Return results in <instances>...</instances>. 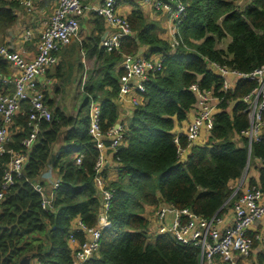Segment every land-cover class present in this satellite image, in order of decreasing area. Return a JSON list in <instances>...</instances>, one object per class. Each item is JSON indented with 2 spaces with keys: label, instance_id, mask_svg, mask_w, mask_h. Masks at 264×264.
<instances>
[{
  "label": "trees",
  "instance_id": "1",
  "mask_svg": "<svg viewBox=\"0 0 264 264\" xmlns=\"http://www.w3.org/2000/svg\"><path fill=\"white\" fill-rule=\"evenodd\" d=\"M164 1L173 7L176 3L184 6L182 15L175 18L174 47L159 35L161 22L145 15L132 0L126 15L132 34L122 36L118 47L100 45L104 19L91 11V32L57 51L59 62L52 73L50 69L45 73L47 79L80 77L84 69L81 54L92 59L81 86L85 98L71 115L54 106V99L45 91L48 85L44 87L51 117L41 122L21 174L14 177L0 201V264H21L23 259L29 264H70L68 235L79 243L84 240L75 221L96 225L103 202L95 183L99 151L88 132L84 105L90 101L99 104L102 133L118 122L119 76L123 72L119 64L124 55L139 54L141 46L147 47L146 58L159 54L161 67L149 73L144 90L139 91L141 100L132 105L121 143L113 153V171L101 172L104 187L112 192L106 211L110 225L102 229L99 246L85 264H199L198 247L180 243L168 233L149 237L143 211L145 206L167 202L210 217L232 205L234 196L230 195L235 188L230 182L243 175L249 160L264 158V127L259 139L250 143L242 134L249 126L243 96L255 86L254 81L239 78L232 89L223 91V79L207 65L212 60L247 73L264 64V0L243 5H237L238 0ZM19 7L16 0H0V36L17 22ZM227 36L225 46L218 47ZM0 71L10 72L3 60ZM192 84L211 89L220 101L204 143L192 145L183 159L179 148L187 146V139L175 127L196 102ZM27 111L24 103L23 113L15 116L10 127L8 146L13 149L22 148L20 142L28 133ZM261 116L264 120V110ZM109 143L107 139L105 144ZM7 159L8 154L0 157V186ZM258 166L257 180L249 179L248 184L258 185L264 193V166ZM47 170L58 178L54 188L43 177ZM35 184L51 194V207H42L43 195ZM257 242L254 239L253 245ZM255 256L256 264H264L261 252Z\"/></svg>",
  "mask_w": 264,
  "mask_h": 264
},
{
  "label": "built area",
  "instance_id": "2",
  "mask_svg": "<svg viewBox=\"0 0 264 264\" xmlns=\"http://www.w3.org/2000/svg\"><path fill=\"white\" fill-rule=\"evenodd\" d=\"M26 12H32L37 2L44 0H16ZM119 0H98L93 6L86 5L83 0H52L53 10L39 31L36 54L32 58H26L8 44L0 43V60L8 65L10 72L0 71V157L8 154V159L3 165L0 201L4 191L12 185L15 176L21 174L27 160L28 151L36 141L42 121L51 117V110L45 100L44 87L49 84L45 81V73L59 62L57 51L60 47L70 43L78 37L81 18L93 11L110 26V33L105 34L100 45L105 49L119 46L120 38L132 34V29L126 15L118 11ZM142 6L147 5L153 10H160L171 22L172 37L169 40L171 47L177 44L175 18L182 15L184 6L176 3L173 7L164 0H136ZM19 38L23 41L33 36L31 27L19 30ZM159 54L146 58L141 55L126 54L120 64L123 72L119 76L120 87L118 91V103L124 98H129L131 105H136L141 100L139 91L144 90L143 82L150 72L160 70ZM208 68L211 72L221 76V89H232L239 78L254 81L255 86L243 96L245 111L248 116L249 126L242 131L249 143L259 139L263 133L264 120V64L250 72L241 73L226 66L219 65L209 60ZM190 89L196 96V102L192 107L193 116L184 127L183 134L187 139V146L179 148L180 157L189 151L195 141L207 136L213 126L214 115L218 110L220 97L213 94L211 89H201L197 84H192ZM28 105L26 113V126L28 133L21 140V149H13L8 146L12 137L10 127L14 118L23 113V104ZM88 132L95 142L99 156L95 164V183L101 191L102 209L95 226H85L76 220L74 227L84 236L82 242L72 235H68L71 246L72 262L70 264H85L94 251L97 250L102 229L109 227L110 222L106 216L112 192L104 187L101 175L104 162V149L110 148L113 153L122 140L123 123L116 122L106 133H102L99 127L100 106L95 101L88 105ZM180 132V131H179ZM109 140V145L105 144ZM176 139V137H175ZM250 150V149H249ZM258 165L264 166V158H252ZM76 162H80L77 155ZM250 161L246 165V170ZM43 177L50 180L51 188L58 184V178L47 170ZM36 189L43 195L42 207H51V194L43 192V187L35 184ZM240 191V193H238ZM238 195L235 197V194ZM46 194V195H45ZM230 208L216 212L210 217L196 214L189 208H178L167 202H160L153 209L148 220V236L168 233L176 241L190 244L199 248V264H242L238 258L246 259L252 252H261L264 255V233H255L253 225L264 218V193L258 185H249L242 190L237 186L232 192L233 197ZM256 239L257 245H253ZM250 264V263H249Z\"/></svg>",
  "mask_w": 264,
  "mask_h": 264
},
{
  "label": "crops",
  "instance_id": "3",
  "mask_svg": "<svg viewBox=\"0 0 264 264\" xmlns=\"http://www.w3.org/2000/svg\"><path fill=\"white\" fill-rule=\"evenodd\" d=\"M97 1L98 0H83V2L88 6L95 5L97 3ZM131 1L132 0H119L118 5H117L118 11L124 15H127L133 7L131 4ZM134 1H136V0H134ZM44 3H46V2H40L37 9L40 7V5H42ZM50 4L52 5V10H53V4L52 3H50ZM140 6L142 7V10L145 13V15H147L148 17H150L152 19H157L161 22L162 29H163L165 35H163V34H159V35L169 41L172 37V33H171V36L167 38V34H166L167 20H164L167 17L160 15L157 10L154 11L151 9V13H150V9L147 5H144V6L140 5ZM20 9H21V6L16 11V14L18 15L17 21H20L19 17L21 19L25 20V14L20 12L23 9H21V10ZM37 9L32 11V13L28 12V13H30V17H28V19H29L28 24L29 25H25V26L20 28V29H22L24 27H31V28L33 27L32 28L33 29V36L31 39L23 41L21 38H19V36H18L19 29H18L17 25H16V27L12 26L11 28H9L6 31V33L4 35L0 36V43L8 44L11 47H13L14 49L21 51V53L28 59L32 58L36 54V47H37L39 31L41 30V28L43 27V25L45 23V20H44V22H40V19H36L37 14L35 15V13H37L38 11H41V10H37ZM23 11H25V10H23ZM90 12H88V14L86 13L85 14L86 16L84 15L80 20V21H82L81 27H83L84 29H88V33L91 32V30L93 29L92 23L90 21V19L92 17L90 15ZM88 26H89V28H88ZM104 26L106 28L101 35V39H102V36L104 37L105 34L110 33V31H111L110 26L105 21H104ZM82 36H84V34L81 35L78 33V37L75 40H77V39L79 40ZM147 52H148L147 47L141 46L140 52L137 55L144 56ZM81 59L83 61L84 60L92 61V59L86 58L84 56V54H81ZM119 65L121 66V64H119ZM119 110H120V116H119L118 122L123 123V125H127V122H128L129 116L131 114V110H132V105L129 102L128 97L124 98L122 100V102L119 104ZM192 116H193V111L190 110L189 113L187 114V118L185 120H183L181 123H179L175 127V130L178 132L183 131L184 127L191 120ZM204 139H205L204 136L198 138L195 141L194 145L203 144ZM185 155H184V157H182L183 159L185 158ZM249 161L251 162V164L249 163V166H248L247 170L245 171V173L243 174V176L239 179L232 180L230 182L231 186L234 187L235 189L238 186L240 188V190H242L243 187L248 184L249 179L257 180V178H258V167L259 166L254 159H251ZM113 166H114L113 151L109 150V148H106V149H104V162H103L104 168L102 169V171L104 169H106L107 172L110 174L114 169ZM109 176H112V175H109ZM53 177H54V175H53ZM103 177H105L104 173H103ZM228 208H230V206L227 207L226 209H228ZM151 212H153V209H151V206H145L144 211H143V216L144 217H150L152 215ZM252 230H253V232H256V233H264V218L261 221H258L257 224L253 225ZM255 253H257V252L256 251L252 252L249 255V257H247L246 259L238 258V261L241 262L242 264H249V263L250 264H256ZM31 264H38V263L36 261H34Z\"/></svg>",
  "mask_w": 264,
  "mask_h": 264
},
{
  "label": "rangeland",
  "instance_id": "4",
  "mask_svg": "<svg viewBox=\"0 0 264 264\" xmlns=\"http://www.w3.org/2000/svg\"><path fill=\"white\" fill-rule=\"evenodd\" d=\"M248 1L249 0H239L236 3H237V5H243V4L247 3ZM41 2H46V3L40 5V7L37 9L38 5L40 4V2H37L35 4L34 10L35 9L41 10V11H38L37 13H35V15L37 14L36 19H40V22H44V20L46 21L51 14L52 5L50 3H52V0H44ZM149 9H150V13H151V7H149ZM154 11H156V10H154ZM157 11L160 15L166 17L160 10H157ZM20 12L25 14V20L26 21L19 17L20 21H17L13 25V27H16V25H17L19 30L21 27H23L25 25H29L28 24V20H29L28 17H30V13L23 11V10H21ZM88 12H90V11H88ZM88 12H87V14H88ZM164 20H167L166 34H167V38H168L171 36V22L168 18H166ZM81 25H82V21H80V27H79L78 33L81 35H83V34L86 35V33H88V29H84L83 27H81ZM88 28H89V26H88ZM159 34L165 35V33L162 29V24H161V30L159 31ZM228 40H229V36H227L223 40L219 41L217 43V46L218 47H224ZM81 61L83 63L84 69H83L80 77L77 74V76H70V78L66 81L61 80V77H59V78L49 77V79H47L46 77L44 78L45 81H46V79L49 81V84H48L49 89H45V91H47L49 97H52V99H54V106H57V107L59 106L66 113L71 114V115L76 114V112L80 106V103L85 98V95L81 89L82 81L84 82V80L86 79V69H89L92 67V61H90V60H84L83 61L82 59H81ZM49 69H50V71H48V72L52 73V71L54 70V65L51 66ZM55 86L58 87L56 91L54 90ZM88 104L89 103L87 102L84 105V111H87ZM231 104L232 103H230V105ZM250 164H251V162H250ZM245 171H246V168H245ZM245 171H244V173H245ZM156 206H151V209H155ZM32 262H34V261H32Z\"/></svg>",
  "mask_w": 264,
  "mask_h": 264
},
{
  "label": "water",
  "instance_id": "5",
  "mask_svg": "<svg viewBox=\"0 0 264 264\" xmlns=\"http://www.w3.org/2000/svg\"><path fill=\"white\" fill-rule=\"evenodd\" d=\"M102 38H103V36H102ZM231 196H232V194H231ZM20 263L21 264H29V260L28 259H23Z\"/></svg>",
  "mask_w": 264,
  "mask_h": 264
}]
</instances>
